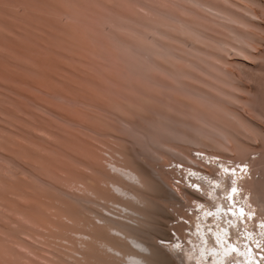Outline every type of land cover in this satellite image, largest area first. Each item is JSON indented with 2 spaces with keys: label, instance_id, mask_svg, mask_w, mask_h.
<instances>
[{
  "label": "bare ground",
  "instance_id": "1",
  "mask_svg": "<svg viewBox=\"0 0 264 264\" xmlns=\"http://www.w3.org/2000/svg\"><path fill=\"white\" fill-rule=\"evenodd\" d=\"M173 2L169 10L149 12L143 41L127 45L128 59L115 80H124L116 88L122 100L116 98L118 112H85L88 134L112 136L114 152L101 154L85 136L72 140L71 151L64 149L57 164L42 165L50 179L32 173L37 184L13 191L17 197L10 207L6 202L10 212L0 219V236L4 255L13 256L14 264H264V153L251 157L264 142L263 113L254 90L235 70L238 63L249 67L255 65L252 59L264 61V0ZM142 141L144 152L137 147ZM195 146L208 157L220 151L239 161L252 159L260 177L246 171L249 159L230 173L225 167L212 172L213 164L207 169L192 155L194 165L184 162L182 152ZM154 148L162 162L148 156ZM174 150V162L196 171L199 190L170 183L144 162L148 156L170 165ZM163 203L191 221L192 227L171 226L188 238L181 237L185 244L162 222L158 228L156 219L168 214ZM167 217L164 225L170 228L172 212ZM154 239L169 243L165 247Z\"/></svg>",
  "mask_w": 264,
  "mask_h": 264
},
{
  "label": "rangeland",
  "instance_id": "2",
  "mask_svg": "<svg viewBox=\"0 0 264 264\" xmlns=\"http://www.w3.org/2000/svg\"><path fill=\"white\" fill-rule=\"evenodd\" d=\"M170 1L0 0V219L4 220L3 213L6 212L5 210L10 212L9 207L13 203L11 199L17 197L13 191L18 190L21 186L25 187L26 185V187L32 188L37 184L32 173H38L50 179L43 171L42 165L57 164L62 159L61 157L64 158L66 150L71 151L70 142L72 140H85V136L94 142L99 152L105 156H110L118 147L116 141V144L113 143L112 136L110 137L113 139L107 135L104 137L102 133H97L99 135L94 132L93 135L88 134L90 132H87L88 130L82 124L84 120V124H88L86 120L89 115L85 112H89L91 115L92 113L103 115L106 112V115L109 114L108 116L115 115L114 104L119 101L118 98L120 99V95L118 94V96L116 91L122 86V81L124 82L121 79L120 85L118 83L120 81L115 82V80H120L121 75L118 71L121 72V66L128 59L127 45L143 41L141 32L145 29V21L149 20V12L154 16V10H169V5L171 8L174 5L171 6L174 0L171 3ZM239 56V54L238 56L230 54L231 59L243 62L238 59ZM252 60L255 65L252 64L248 67V65L238 63L235 70L237 76L250 85L251 91L254 90L252 93L254 92L256 97L258 109L263 113L262 122L264 123V61ZM118 67L119 69H117ZM113 93L114 95H112ZM116 112L118 111L116 110ZM99 127L103 128V130L99 128L100 131L108 130L105 126ZM37 131H40L39 134L45 133V137L48 135L47 138L42 137V139L36 136ZM47 139L52 141H47ZM110 139L112 143H108ZM26 141L28 144L25 143ZM259 142L258 152L251 153L253 159L263 157L264 142ZM142 144L146 146L144 141L137 146L141 150ZM152 146L154 145L150 144V148ZM14 147L16 148L14 149ZM38 148L40 149L38 150ZM195 148L198 147L195 146L192 150L187 149L188 151L182 152V154H186L184 162L194 165V162L188 158L189 155H192L200 164L203 162L206 163V166L213 164L216 169L209 166L212 168V172L215 170L217 172L220 169L222 173L224 170L222 168L225 167L227 171L230 169V173L232 168L235 167L233 170L236 171V168H241V164L247 166L249 162V158L246 160L240 158L239 161L238 156L233 155L230 158L231 155L226 156L220 151L219 154L213 152L215 155H211L213 158L208 157L206 153L197 151ZM64 149L66 150L64 151ZM43 151L45 152L43 153ZM142 151L144 152V150ZM168 151L172 152L171 149ZM149 155L156 156L158 161H163L156 148L150 150ZM148 156L144 157V162L149 164L156 174H162L170 183L176 182L188 186L189 189L199 190L200 187L198 188L197 185L200 184L195 182L197 178H194L196 171H188L186 164L174 162L176 150L170 159H167L169 163L171 162L170 165L162 166L156 160H150V158L147 160ZM204 156H207L208 159ZM222 160L224 163L226 162L225 166ZM232 160H238V162L236 161L234 164L235 161ZM249 160L246 171H254L252 172L254 177H260V170L256 169L255 164L252 165L255 161ZM213 162L218 166L216 167ZM232 164L234 165L232 166ZM236 164H240V166H236ZM228 165H231V168H227ZM28 182L32 184L30 185ZM6 202L9 205L8 208H6L8 206ZM193 203L192 205L195 206L196 202ZM164 206L168 208V214L164 212L163 219H156L158 228L162 222V227L166 228L168 232L171 230L172 236L179 238L178 236L181 235L180 238L188 240L184 233V237L182 236V231L171 229V226L174 224L176 226L178 222L192 227L191 221L186 218V213L179 209V211L172 209L166 204ZM193 208L188 210V214H192L195 209ZM198 208L197 206L196 209L198 210ZM170 212L174 218L170 220L169 228L164 225V222L167 224L165 220H168L167 216L170 215ZM152 232L158 233L156 224H153ZM189 233L190 229H185V234ZM182 238L180 240L183 241ZM158 240L154 239L155 242H160L162 243L160 245L165 247L166 243H169L168 240ZM180 240L178 241L180 242ZM187 240L185 241L188 242ZM4 244V239L0 236V264H14L13 256L11 258L7 253L4 255V250H6ZM174 259L178 260L177 257Z\"/></svg>",
  "mask_w": 264,
  "mask_h": 264
},
{
  "label": "snow or ice",
  "instance_id": "3",
  "mask_svg": "<svg viewBox=\"0 0 264 264\" xmlns=\"http://www.w3.org/2000/svg\"><path fill=\"white\" fill-rule=\"evenodd\" d=\"M232 192L235 193V192H236V189L233 188V189H232ZM241 214H243L242 210H241Z\"/></svg>",
  "mask_w": 264,
  "mask_h": 264
}]
</instances>
